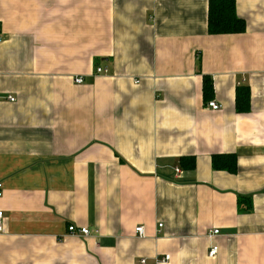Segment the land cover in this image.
<instances>
[{
    "label": "crops",
    "instance_id": "0c3cea01",
    "mask_svg": "<svg viewBox=\"0 0 264 264\" xmlns=\"http://www.w3.org/2000/svg\"><path fill=\"white\" fill-rule=\"evenodd\" d=\"M237 14L210 35L209 0H0V264H264V0Z\"/></svg>",
    "mask_w": 264,
    "mask_h": 264
},
{
    "label": "trees",
    "instance_id": "16d2710c",
    "mask_svg": "<svg viewBox=\"0 0 264 264\" xmlns=\"http://www.w3.org/2000/svg\"><path fill=\"white\" fill-rule=\"evenodd\" d=\"M209 34L229 35L242 34L246 31V23L237 14V0H209ZM213 83L208 77L204 78V94L207 101L213 97ZM250 103V90L248 87L237 92V111L247 112ZM215 171L236 174L238 171L235 155L215 156L212 159ZM194 164L189 167L193 170ZM243 201L241 200V203Z\"/></svg>",
    "mask_w": 264,
    "mask_h": 264
},
{
    "label": "built area",
    "instance_id": "2783aa9c",
    "mask_svg": "<svg viewBox=\"0 0 264 264\" xmlns=\"http://www.w3.org/2000/svg\"><path fill=\"white\" fill-rule=\"evenodd\" d=\"M3 42V38L0 35V43ZM108 74V70L103 69V68H97L96 69V75H106ZM74 82L77 85H82L84 84V79L83 77H79L74 79ZM12 102L15 101V99H10ZM222 105L219 104L218 102H216L215 100L209 101L207 103V108L210 109L213 112H218L220 110H222ZM177 172L179 173V170H177ZM3 192H4V185L3 183L0 182V199L3 197ZM4 213L2 211H0V234L5 233V229H4ZM160 227H162L160 225ZM137 234L139 237L144 238L145 237V231L143 227L138 228L137 230ZM68 234L72 237H79V238H89V237H99L100 236V232L99 230H91L89 228L86 227H76V226H69L68 227ZM219 234V230H215L213 235H218ZM218 254V247L213 246L210 249L209 252V257L210 258H215ZM169 259V257H167Z\"/></svg>",
    "mask_w": 264,
    "mask_h": 264
}]
</instances>
